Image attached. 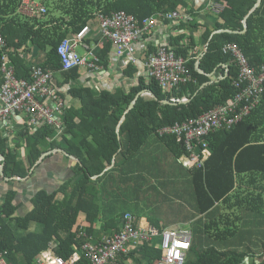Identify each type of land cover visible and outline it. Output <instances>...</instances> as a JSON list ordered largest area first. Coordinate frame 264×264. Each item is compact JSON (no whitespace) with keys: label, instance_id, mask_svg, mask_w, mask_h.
<instances>
[{"label":"trees","instance_id":"obj_1","mask_svg":"<svg viewBox=\"0 0 264 264\" xmlns=\"http://www.w3.org/2000/svg\"><path fill=\"white\" fill-rule=\"evenodd\" d=\"M23 1L0 0L3 52L15 77L28 79L35 65L53 73L58 89L66 88L60 93L63 130L58 137L46 125L32 131L24 117L23 129L15 140L0 136L2 173L9 179H28L36 161L51 150H62L76 163L73 177L53 193L39 190L29 201L25 215H18L21 204L16 203L17 191H6L0 203V252L6 253L10 264H35L40 253L54 244V254L67 261L74 254L82 256L81 246L88 239L97 242L102 234L111 237L121 230L124 213H116L107 221L97 196L100 184L120 174L124 165L120 159L131 158L143 146L156 142L177 160L185 152L182 143L175 137H159L156 131L196 118L234 97L237 68L222 52L224 45L235 43L251 67H264V0L251 13L257 0H212L221 9L215 12L213 5L209 7L206 17L210 26L196 23L193 17L197 15L185 0H41L45 14L33 17L19 13ZM181 8L192 16L190 20L166 18L167 13L181 15ZM116 12L131 16L138 24L148 18L157 22L155 28L142 34L144 48L137 53L141 63L163 45V41L154 45L149 39L156 38L160 26L172 25V35L166 42L174 56L185 61L190 81L163 92L155 81L141 75L136 64L126 63L120 75L127 88L122 84L96 91L90 86H75L80 78L78 69L62 70L56 53L58 44L87 27L84 43L93 48L97 67L108 72L113 49L109 41L101 40L98 17ZM196 48L199 54L194 53ZM33 54L35 58L42 55V59L31 62ZM196 61L203 74L197 72ZM140 92L142 95L128 110ZM261 96L260 104L243 121L204 139L210 156L202 168L187 173L193 220L185 264H245L246 260L247 264H255L253 257L259 255V264H264V85ZM68 100L77 101L79 107L66 106ZM163 100L173 105H164ZM20 148H24L23 155ZM107 167L110 169L104 171ZM140 193L145 196L147 190ZM134 217L136 224L142 215ZM97 221L103 229L95 232ZM150 223L162 232L158 221ZM106 224L113 225L108 228ZM160 258L156 243L149 242L136 249L131 247L119 262L157 264ZM80 259L78 264H87Z\"/></svg>","mask_w":264,"mask_h":264},{"label":"built area","instance_id":"obj_2","mask_svg":"<svg viewBox=\"0 0 264 264\" xmlns=\"http://www.w3.org/2000/svg\"><path fill=\"white\" fill-rule=\"evenodd\" d=\"M220 9L216 6L214 11ZM19 13L27 16L32 14L33 17L45 14V8L34 2L25 4L23 1ZM166 18L190 20V17L174 12L167 13ZM98 23L101 38L110 42L114 52L113 59L119 60L121 67L126 63L137 65L140 62L137 53L144 48L141 43L142 34L157 26L153 18L145 19L138 24L134 18L123 12H116L110 17L99 16ZM88 33L89 29L83 27L73 37L63 39L58 44L56 53L63 71L82 67L88 69V74L100 71L93 48L84 43ZM161 41L163 45L158 47L157 52L149 55L146 61L141 63L143 67L141 73L147 80L155 81L163 92H169L178 85L190 81L189 70L183 59L174 56L167 42L164 39ZM78 47L83 50V56L77 54ZM4 48L5 42L0 36V124H4L9 117L20 114L28 118L32 131L46 125L61 133L63 102L60 93L64 92V88H57L53 73L35 65L31 66L28 79L15 77L14 69L3 52ZM222 52L231 57V63L237 68L236 79L233 82L237 94L224 104L196 118L165 126L156 131L159 137H175L177 142L182 143L185 152L178 158V162L187 170L202 168L209 158L210 150L204 141L209 134L239 124L261 102L264 67L258 70L251 67L235 43L224 45ZM121 223V230L111 237H102L97 242L88 239L81 246L82 256L74 254L65 261L54 254L53 244L48 250L40 253L35 264H78L81 257L87 264H121L119 257L127 255L131 247L136 249L138 246L152 242L155 238L158 239L156 247L161 252L157 264H185L191 246V230L176 229L162 232L145 230L136 226L135 218L130 214H125ZM0 264H10L6 260L5 252H0Z\"/></svg>","mask_w":264,"mask_h":264},{"label":"crops","instance_id":"obj_3","mask_svg":"<svg viewBox=\"0 0 264 264\" xmlns=\"http://www.w3.org/2000/svg\"><path fill=\"white\" fill-rule=\"evenodd\" d=\"M185 2L187 7L196 13L197 16L193 18L196 19L198 25H211V21L207 19L206 16L207 14H210L208 9L213 5L212 0H185ZM260 2L261 0L257 7ZM213 6L215 8L219 5ZM180 14L192 18V16L185 14L184 8H181ZM157 31L158 35L156 38L152 37L148 41L152 42L154 45H159L162 39L167 41L172 35V25L168 24L160 26ZM198 35L199 31L198 33H195V36ZM194 53L199 54V49L196 48ZM35 54L29 57L31 62H34L35 60L37 62L42 59V55H38L39 57L35 58ZM111 55L113 59L114 52H112ZM120 64L121 62L119 60L116 61L113 59L108 72L99 71L94 74H87L84 68L79 69V85L76 86H90L96 91L107 89V87L98 88L96 86H98V84L105 86L107 84V79H110L114 70L116 72L115 77H117L114 78L113 81L121 80L120 70H118ZM97 76H101V78ZM88 77L90 80H88ZM111 88H113L112 85ZM65 89L66 88H64V90ZM69 104H72L74 108L79 107L77 101L71 103L68 100L66 106H69ZM24 117L25 116L23 115L16 114L9 117L4 124H0V136L12 137L15 140L17 138V133L23 129ZM55 133L56 137L61 134L56 131ZM13 146L14 143L11 142L10 147L12 148ZM20 152L23 155L24 148H22ZM2 160L3 158L1 159L0 156V162ZM120 161L124 164L122 168L119 169L120 174H114L111 179L107 180V182L104 181L100 184L99 187L102 188V191L100 190V194L97 193L100 207L104 214L103 216L107 221L109 220V217L116 213H124V215L130 214L134 216L136 214H141L142 217L136 222V226L145 230H155L150 221H158L161 231L176 229L191 230L190 222L193 220L192 213L190 212L192 211L191 205H189V212L191 213L189 214L187 212H182L176 204L171 202L179 201L181 198L189 200L190 190L187 188V173L190 170L183 168L178 162V159L176 160L167 151L165 146L157 144L156 142H153L151 146H143L133 157L125 160L120 159ZM75 163L74 159L67 156L62 150L44 152L36 161L34 167L30 170V178L9 179L0 176V203L6 191L13 189L18 193L16 203L21 204V211L19 210L18 212H22L21 215H25L29 211V208H27L29 206V201L39 190L53 193L60 187L61 183H64L73 177L72 170ZM109 169L110 167H107L104 171ZM123 173L128 174L127 177ZM5 178L8 180H4ZM94 179H96V177H92V180ZM158 182H161V184ZM150 184L155 186H151ZM140 190H147V196L140 193ZM80 217L81 216H79V218ZM175 219L177 220L175 221ZM81 223L83 227L87 226V223L84 221ZM111 225L113 224H106L108 228ZM93 227L95 232L103 229L100 221H97ZM107 236L108 234H102L99 237L102 238ZM259 257L261 256L253 257L255 264L262 262V259H259ZM247 261L248 260L245 261V264L248 263ZM126 264L131 263L126 262Z\"/></svg>","mask_w":264,"mask_h":264},{"label":"rangeland","instance_id":"obj_4","mask_svg":"<svg viewBox=\"0 0 264 264\" xmlns=\"http://www.w3.org/2000/svg\"><path fill=\"white\" fill-rule=\"evenodd\" d=\"M25 1V4H27V3H33L31 0H24ZM34 3L35 4H41V0H34ZM29 16H32V14H30ZM245 19H246V17H245ZM219 33V32H218ZM102 41H106V40H104V39H101ZM76 52H77V54L79 55V56H83V50L81 49V48H76ZM34 63H36V60L34 61ZM125 63V62H124ZM196 64H197V68H198V61H196V63H195V66H196ZM137 66L139 67V69H140V73L141 72H143V67L141 66V62H139L138 64H137ZM83 68V67H82ZM112 68V67H111ZM119 69L118 70H121L122 69V67L120 66V67H118ZM196 68V67H195ZM73 69H75V68H73ZM78 70L79 69H81V68H77ZM72 70V69H71ZM84 70L87 72V74H88V69L86 68V67H84ZM101 71V70H100ZM95 73H97L96 71H94ZM115 70H114V72L112 73V76L110 77V79H107V84L105 85V86H101V85H99L98 84V86H96V87H98V88H101V87H107V89H112L111 88V85H112V87L113 86H121L122 84L123 85H125L126 86V88L128 87V85H126L125 84V82L124 81H122V80H117V81H113V79L114 78H116L115 77ZM110 74H111V72H110ZM141 75H142V73H141ZM207 77H209V78H212V74H208V75H206ZM97 77H100L101 78V76H97ZM119 79V78H118ZM213 81H211L210 83H212ZM74 85L76 86V85H79V83H78V81L77 82H75L74 83ZM206 85V84H205ZM236 94H237V91H236ZM235 94V95H236ZM234 95V96H235ZM261 98H262V96L260 97V101H261ZM230 100V99H229ZM229 100H227V101H229ZM63 110V109H62ZM2 167H3V165H1ZM172 203H174V204H176V206L178 207V208H180L181 210H182V212H187V213H189V214H191L192 213V211H190L189 212V210H190V203H189V200L188 199H186V198H181L179 201H171ZM163 205H164V203H163ZM27 208H29V206L27 207ZM21 211V210H20ZM22 214V212H18V215H21ZM177 219H175V221H176ZM84 238H87L86 236H85V234L83 233V232H81L80 233ZM88 239V238H87ZM152 242H154V243H156V246L158 245V239L157 238H155ZM191 247V246H190ZM190 250V249H189ZM189 252V251H188Z\"/></svg>","mask_w":264,"mask_h":264},{"label":"water","instance_id":"obj_5","mask_svg":"<svg viewBox=\"0 0 264 264\" xmlns=\"http://www.w3.org/2000/svg\"><path fill=\"white\" fill-rule=\"evenodd\" d=\"M259 1L260 0H257V3L255 4V6L252 8V10L249 12V13H251L254 9H255V7H257V5H258V3H259ZM242 25H243V31H245V29H246V21H245V18H244V20H243V22H242ZM215 33H218V32H213L212 34H215ZM196 70H197V72L199 73V74H203L202 73V71L201 70H199V68H197V64H196ZM142 93L143 92H140V93H138L137 94V96L135 97V99L130 103V105L128 106V110H131L132 108H133V106H134V104H135V101L137 100V98L139 97V96H141L142 95ZM152 97L154 98V99H156L153 95H152ZM161 103L162 104H164V105H173L172 103H170V102H168V101H165V100H163V101H161ZM124 120V118H122L121 119V122ZM118 130V129H117ZM1 159H2V157H1ZM0 176H3V173H2V166H1V168H0ZM4 180H8V179H4ZM48 194H50L48 191H46ZM18 198V197H17Z\"/></svg>","mask_w":264,"mask_h":264},{"label":"clouds","instance_id":"obj_6","mask_svg":"<svg viewBox=\"0 0 264 264\" xmlns=\"http://www.w3.org/2000/svg\"><path fill=\"white\" fill-rule=\"evenodd\" d=\"M37 5H41L40 3L39 4H37ZM41 6H43V5H41ZM44 7V6H43Z\"/></svg>","mask_w":264,"mask_h":264},{"label":"bare ground","instance_id":"obj_7","mask_svg":"<svg viewBox=\"0 0 264 264\" xmlns=\"http://www.w3.org/2000/svg\"><path fill=\"white\" fill-rule=\"evenodd\" d=\"M133 216V215H132ZM134 217V216H133ZM124 256V255H123ZM126 256V255H125Z\"/></svg>","mask_w":264,"mask_h":264}]
</instances>
